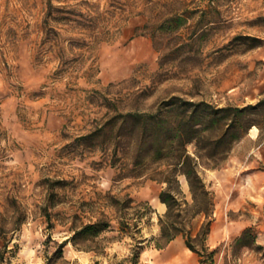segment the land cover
Instances as JSON below:
<instances>
[{"label": "rangeland", "instance_id": "rangeland-1", "mask_svg": "<svg viewBox=\"0 0 264 264\" xmlns=\"http://www.w3.org/2000/svg\"><path fill=\"white\" fill-rule=\"evenodd\" d=\"M172 96L264 98V0H0V264H130L135 242L118 223L147 202L135 236L158 235L154 177L168 166L135 158L139 123L114 116ZM251 117L219 166L201 168L223 238L211 247L207 235L199 264H264V115ZM97 219L111 226L75 234Z\"/></svg>", "mask_w": 264, "mask_h": 264}, {"label": "trees", "instance_id": "trees-1", "mask_svg": "<svg viewBox=\"0 0 264 264\" xmlns=\"http://www.w3.org/2000/svg\"><path fill=\"white\" fill-rule=\"evenodd\" d=\"M258 112L264 115V98L245 106L217 107L205 100L194 101L172 96L153 111L116 113L115 118L126 120L130 117L139 123L138 132L134 136L135 158L144 154L147 159L164 161L168 166L160 171L158 178L154 177L155 180L165 183L158 194L160 201L166 206L165 212L158 217V235L149 239L135 236L140 233L139 221L152 212L147 202L144 203V212L133 218L125 217V225L118 223L119 231L130 234L135 242L128 258L130 264H141L140 253L146 240H156V247L162 248L181 235L192 252L200 255L201 251L207 250L205 240L212 222L214 193L205 182L201 168L218 167L232 142L241 138L256 124L251 116ZM103 129L104 125L100 131ZM81 138L85 139V136ZM188 144L194 146L193 153L188 151ZM115 150L114 148L113 151ZM135 161L133 164L136 166ZM179 175L187 182L191 201L184 198ZM110 198L116 206L117 199L113 196ZM132 202L133 199L127 197L126 207ZM198 215L203 216L204 220L193 237L190 223ZM110 226V220L97 219L84 224L75 234L94 237ZM244 234L246 231L243 236ZM208 255L212 258L213 252ZM203 263L200 260V264Z\"/></svg>", "mask_w": 264, "mask_h": 264}, {"label": "crops", "instance_id": "crops-1", "mask_svg": "<svg viewBox=\"0 0 264 264\" xmlns=\"http://www.w3.org/2000/svg\"><path fill=\"white\" fill-rule=\"evenodd\" d=\"M217 210H215L216 212ZM218 218L212 222L207 242L212 247L216 245L223 235L218 232ZM141 264H199V256L186 245L183 237L176 236L164 247L156 249L148 260H141Z\"/></svg>", "mask_w": 264, "mask_h": 264}]
</instances>
